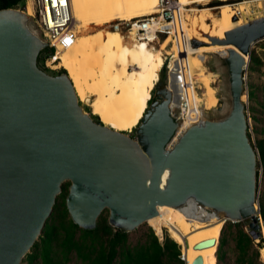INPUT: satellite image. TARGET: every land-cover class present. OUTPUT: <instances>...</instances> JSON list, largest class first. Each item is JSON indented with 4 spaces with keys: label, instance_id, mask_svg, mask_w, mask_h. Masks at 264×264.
<instances>
[{
    "label": "water",
    "instance_id": "water-1",
    "mask_svg": "<svg viewBox=\"0 0 264 264\" xmlns=\"http://www.w3.org/2000/svg\"><path fill=\"white\" fill-rule=\"evenodd\" d=\"M28 20L22 9H0V264H20L67 180L66 209L84 229L94 228L107 209L108 224L130 232L156 215L158 205L179 207L193 199L220 214L223 224L241 222L259 241L257 153L242 94L244 55L264 38V17L211 39L237 48L224 58L230 109L174 140L179 122L170 103L176 100L166 85L156 89L135 139L106 127L83 111L65 72L51 75L38 66V54L48 46ZM215 242L209 238L194 248ZM192 264H203L202 257Z\"/></svg>",
    "mask_w": 264,
    "mask_h": 264
},
{
    "label": "bare ground",
    "instance_id": "bare-ground-1",
    "mask_svg": "<svg viewBox=\"0 0 264 264\" xmlns=\"http://www.w3.org/2000/svg\"><path fill=\"white\" fill-rule=\"evenodd\" d=\"M69 1L73 29L74 25L76 27H83L84 29V27L87 26L86 22L89 21L92 16L95 17V24L98 25L104 21H112L115 16L118 17L119 20H131L158 12V0H120L119 3H117L118 1L116 0ZM186 1L190 0H176L179 6H182ZM197 4H200V2H197ZM237 9L248 11L249 5L240 4L236 8V22L231 20V8L229 6L218 8L216 16L209 11V8L198 9L200 13L198 12L199 14L197 16L191 14V16L188 17V15L184 13L185 17L187 16V18H189L190 26H188V36L201 43V45L213 46L219 54L225 58L228 57L229 51L237 50V48L233 44H213L211 39H223L229 30L244 25L239 17L240 12L237 11ZM183 10L195 11L197 9L191 8ZM113 13L117 14L113 15ZM26 14L29 15L28 13ZM207 19L211 20V25L207 24ZM168 41L161 44V49L150 48L148 45V48L144 50L146 41L142 38L127 46L119 45L118 41L114 38L110 40L106 38L105 40H101L99 38L76 36L73 45L70 46V48L73 49V58H75L76 55L83 69L91 71L95 76L94 84L91 85L92 88L90 90L93 95L88 96L87 91L84 90L86 86L84 74H77L74 69H70V63L68 65L66 64L65 69H67L69 73L67 76L72 84L77 100V92L82 93L87 100H95L93 96L102 98L104 101L115 103L123 114L129 117L130 112L135 111V104L144 83L157 81L160 69L165 67L166 63L163 58V50ZM103 44L107 47H104ZM193 47L194 45L191 44L182 54L184 55L183 62L186 63V73L183 80L185 85L188 86L187 90L190 91V95H192L191 85L194 80L205 79L209 82V75L213 74L207 73L203 65L206 53L202 50L193 52ZM244 59L245 69L249 62L248 55H244ZM65 61L68 62L69 59H65ZM58 66L61 65L59 64ZM72 79L75 81V85ZM173 90L175 89L173 88ZM150 93L151 90H149L148 94ZM174 98V100H177V97ZM242 98H244L243 95ZM149 99L150 97H148V99L144 97L140 102V107L146 108L147 103L150 101ZM216 103V92L213 87L208 86L204 93L202 104L205 109H209ZM191 104L192 103L189 104V109H191ZM189 117L190 112L187 113L185 117L187 119L181 123L180 129L176 131L172 140L176 139L178 134L180 132L182 133L183 129L188 126L187 120ZM100 120L102 121V119H99V121ZM103 125L110 127L109 125ZM178 126H180V124ZM167 177L168 171L166 170L163 174L162 181L165 182ZM159 219L163 225L179 228L183 237L187 238L193 245L209 238H214L217 242L219 230L223 226V220L219 219L214 212H208L204 208L199 207L193 199H188L183 207L158 205L157 214L150 217L145 222H155ZM213 245L204 247L202 250L207 252L213 249Z\"/></svg>",
    "mask_w": 264,
    "mask_h": 264
},
{
    "label": "rangeland",
    "instance_id": "rangeland-1",
    "mask_svg": "<svg viewBox=\"0 0 264 264\" xmlns=\"http://www.w3.org/2000/svg\"><path fill=\"white\" fill-rule=\"evenodd\" d=\"M116 1H118L117 3L120 2V0H116ZM197 2H200V4H197ZM240 4L249 5L248 11L237 9V11L240 12L239 13L240 16L239 15L238 16L241 18L242 23L247 24V23L253 22L257 19L264 17V0H190V1L184 2L181 7L182 9H191V8L197 9L195 11H187V10L184 11V13L188 15V17H190L191 14H194L197 16L200 13L198 9H205V8H209L210 9L209 11L213 15L216 16L218 13V10H217L218 8H224L225 6H229L231 8V20L236 22L237 20L236 8ZM22 8L23 7H19L15 9H22ZM24 11L26 14L27 13L26 9ZM258 12L261 14V16ZM116 14L117 13H113V15H116ZM27 16L29 17V20H28L29 28L34 29L33 27L36 24L34 23L35 18L31 17V15H27ZM234 17H236L235 20H234ZM185 18L187 20V25L190 26L189 18H187V16ZM118 20L119 18L115 16V18L112 21H108V22L104 21L96 25L95 17L92 16L89 19V21L86 22L87 26L84 27V29L83 27H76L74 25L76 36L99 38L101 40H105V38L109 40L114 38L118 41L119 45H127V46L135 43L137 40L135 38L129 37V36H135V35L130 34L128 36L127 34H125L126 33L125 30H123L122 33H120L112 27L114 22ZM206 22L207 24L211 25L210 19H207ZM104 33H105V36H104ZM38 37L41 39V35ZM166 41H168V43L165 44V48L163 50L164 52L163 58H164V56H167L168 51L170 52V45H171L170 38L167 36L164 37L163 40L161 39L159 43L153 42L151 44L150 43L148 44V42H146V46L144 45V50L148 48V45L150 48L153 47L154 49H161V44L166 43ZM103 46L107 47L104 44ZM173 49H174V46H173ZM197 50L198 51L202 50L206 53L205 54L206 57H205L203 65L207 73H213V74L209 75V78H210L209 82H207L205 79L193 81L191 85V93L194 94L195 101H193V103L191 104L190 110L195 111L198 117L202 116L204 119L211 120V119L222 118L228 113L230 109L228 74H227L226 62L224 60L225 57L219 54L213 48V46H205V45H201L200 43L199 45H195L192 51L196 52ZM49 55L50 54L45 53L43 50L41 53L38 54V57H37L38 59L37 63L39 62V65L41 66L43 65V67L46 68L45 71L47 73L51 75H56V74H59L61 70H65V73L69 74L67 69H65V66L66 64L68 65L70 63L69 64L70 69H74L77 74L78 73L84 74V81L86 85L84 90L87 91L88 96L93 95L90 90L92 88L91 85L94 84L95 76L91 71L83 69V66H81V63L75 54H74L75 58H73V49L69 47L66 50L59 51L57 53V56L54 57L55 61H52ZM65 59H69V61L66 62ZM248 59H249L248 65L244 69V73H243L244 91L242 95L244 98H242V101L244 104V112H245V117L247 120V132L249 133V141L257 153L256 172L258 175H257V192H256L255 208H256V214L258 217V221L260 222V225L263 227L264 221L260 216V209L261 207H264V163L261 161L258 148H259L260 143L262 142L264 143V38L256 40L251 44ZM59 64L63 67L58 66ZM162 68L160 69L158 73L159 77L157 81L146 82L144 84V88L145 89L148 88L147 91L151 90V93L148 94V97L151 98L149 103L155 99L156 89L161 86L166 85L168 81L166 77V67H165L164 78L163 79L161 78ZM72 81L75 85V81L73 79ZM149 83H154L155 85L154 89H150ZM194 83H196L198 87L197 92L199 95H195V92L192 88ZM208 86H211L214 88L216 92L217 103L213 107L209 109H205L202 104V101L204 98V93ZM77 97H78V103L83 109V111L86 112L88 115H90L94 120H96L95 117L97 116L99 117V119H102V121L100 120L102 124L109 125L110 126L109 128H112L117 131H121L122 133L128 135L130 138H133V139H135V129L137 128L139 124V120L140 118H142L143 114L146 111V108H148L149 106V103H147L146 108L140 107V102L144 98V95L141 92L135 104L136 105L135 111L130 112L129 114L130 116L127 117V115H124L123 112L120 110V108L111 101H104L102 98H97L94 96L93 98L95 100H87L82 93H78V92H77ZM194 117L195 116L190 115L189 119L187 120V124H189L188 121H191L192 119H194ZM69 186H70V182L68 180L62 183L61 191L57 195L52 212L47 218L48 224H52L53 222L56 223V220L58 219L59 210H61L65 206V199L68 194ZM183 206H185V204H182L179 207H183ZM205 210H207L208 212H213L212 209L207 208ZM214 213L218 216L219 219L223 220V217L220 214H218L215 211ZM108 215H109L108 210L107 209L103 210L101 214L98 216L97 222L106 221L108 223ZM68 216H69L68 218H70V215ZM158 222L162 226H167V225H163L160 219L158 220ZM150 223L152 222H143L136 229L130 231L129 241L131 243H136L141 238L142 234L145 231H147L148 228H151ZM221 229L219 230L218 242H216L213 245V249L207 251V253H209L210 256L207 259L203 258L202 253H201V256L205 261L208 262V264H237L236 249H235V242H234V236L236 232L235 226H229L225 229L226 243L222 248L223 257L221 260H217L216 258L219 238L221 236ZM243 229L245 230L244 227ZM154 231L155 230H153V232ZM79 234H80V231L77 230L76 236H78ZM40 236H42V232L40 233ZM156 236L158 237L159 240H163L165 236H168L169 238H171L167 229L164 230L161 236L159 235H156ZM61 237H62V233L59 230V232L56 235V238L60 240ZM56 238L53 239V250H52L53 261L55 260V262L57 260V257L59 258L61 257V254L59 253L60 246L58 245ZM36 241L40 242V238H37ZM255 242H258V241L255 240ZM178 245L180 246L181 253H183L184 260L186 261V264H187L189 259L187 260L185 258L183 245L181 244H178ZM200 249L202 250L204 248H200ZM32 252H33L32 250H29L28 253H32ZM258 260L260 262H264V253L260 256V250H259ZM20 264H28L27 259L21 260ZM33 264H43V263H42L41 258L38 256L33 261ZM65 264H86V263L82 261L75 254V251H71L67 255V260L65 261Z\"/></svg>",
    "mask_w": 264,
    "mask_h": 264
},
{
    "label": "trees",
    "instance_id": "trees-1",
    "mask_svg": "<svg viewBox=\"0 0 264 264\" xmlns=\"http://www.w3.org/2000/svg\"><path fill=\"white\" fill-rule=\"evenodd\" d=\"M24 5L25 0H0V9L19 8ZM26 12L32 15L30 3L26 7ZM43 50L47 54L53 53V48L49 47L43 48L39 53ZM38 66L44 71L46 70L43 65H39V62ZM62 72H65V70H61L59 73ZM164 73L165 67L162 68V79L164 78ZM149 85L150 89H154V83H149ZM147 89L143 85L141 90L146 99H148L149 92ZM95 118L97 119V116ZM247 135L249 137L248 132ZM258 149L261 161L264 163L263 142L259 144ZM68 215L66 206H64L59 210L56 223L48 224L46 220L41 231L42 236H38L40 242L35 241L30 248L33 252L26 253L22 260L27 259L28 264H33L35 258L39 256L43 264H65L68 253L75 251V254L86 264H186V261L181 259V250L178 244L183 245L185 258L189 259L187 264H192L197 256H201V253L205 259L210 256L204 250L194 248L192 242L183 237L179 228L162 226L158 221L150 223L151 228L155 230V234L161 236L164 230L167 229L172 239L165 236L163 240H159L153 230L148 228L136 243H131L129 241V232L114 228L106 221L97 222L92 229H84L75 224L71 218H68ZM260 216L264 221V207L260 209ZM229 226L236 227L234 242L237 264H264V262L258 260L259 250L260 256L264 253V226L262 227V235L259 241L255 242V239L243 229L241 222L228 220L225 221L221 229L216 253L217 260H221L223 257L222 248L226 243L225 229ZM59 230L62 233L60 240L56 238ZM77 230L80 231L78 236H76ZM54 238H56L60 246L59 253L61 254L60 258L57 257L56 262L55 260L53 261L52 252ZM203 258V264H208Z\"/></svg>",
    "mask_w": 264,
    "mask_h": 264
},
{
    "label": "built area",
    "instance_id": "built-area-1",
    "mask_svg": "<svg viewBox=\"0 0 264 264\" xmlns=\"http://www.w3.org/2000/svg\"><path fill=\"white\" fill-rule=\"evenodd\" d=\"M28 3L32 7L31 17L35 18L34 23H36L33 27L34 29L30 30L37 36L41 35V40L47 42L49 48H53V53L49 57L52 61H55L54 57L57 56V53L68 49L76 39V33L72 28L73 20L71 18L70 1L25 0V5L22 8L23 11L26 9ZM157 5V13L131 20H118L114 22L112 27L120 33L125 30V34L128 36L130 34L135 35L129 37L136 40L142 38L148 43H159L166 36L170 38V52L164 57L168 80L166 86L173 98L177 97L176 103L173 101L170 103V108L171 115L180 124L177 128L179 130L181 123L187 119L185 117L188 112L195 117L191 121H188L189 124L186 128L203 120L202 117L197 116L195 111L189 109V104L195 101V96L194 94L190 95V91L187 90L188 86L185 85L183 80L186 73V63L183 62L184 55L182 54L191 45L193 38L188 36V25L184 10L177 4L176 0H158ZM173 46H175V49H173ZM192 88L195 95H199L196 83H194ZM198 206L203 208L200 204Z\"/></svg>",
    "mask_w": 264,
    "mask_h": 264
}]
</instances>
